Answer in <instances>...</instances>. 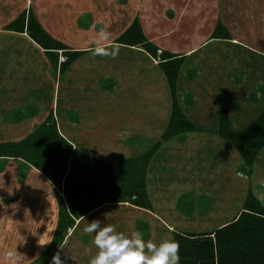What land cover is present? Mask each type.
<instances>
[{
	"label": "crops",
	"instance_id": "1",
	"mask_svg": "<svg viewBox=\"0 0 264 264\" xmlns=\"http://www.w3.org/2000/svg\"><path fill=\"white\" fill-rule=\"evenodd\" d=\"M24 3L25 0H22V7L25 6ZM69 3L76 7L74 11L78 16H87L89 19L86 22L89 34L83 37L84 40H87L86 36L95 39L93 35H96L95 40L102 47H111L112 44L119 46L117 56L119 60L113 62L114 70H118L121 60L126 59L135 62L137 66L133 76L148 74L147 79L151 85L149 87L144 84L146 86L144 90L150 92L149 99L153 106L162 108L165 112V114L162 113V117L165 118L159 119L154 113L155 108L149 112L148 134L145 133L149 139L154 137L150 134L152 130L162 131L168 112L167 86L163 74L156 66L159 57L149 56L139 46L113 42L114 38L133 19H136L145 40L157 47L156 54L160 50H165L178 56L182 55L183 59L177 73L176 94L183 113L197 125L198 130L185 133L181 141L162 142L152 154L146 170V191L151 209L147 210L126 203L105 204L86 213L83 216L85 221L81 218L75 220L73 226L67 229L62 241L66 247L61 254L65 264H88L85 249L90 248L92 253H95L96 248L92 243V236L84 232V227L86 223L95 219L100 220L102 224L115 225L117 231L126 234L138 230L136 220L140 219L146 223L147 231L146 236L143 237L144 240L159 243L168 237L167 228L169 227L180 232L198 233L223 225L240 210L248 190L264 207V189L261 185L264 183V146L258 150L251 164L250 173L245 175L238 171L241 160L237 152L213 134L220 107L226 109L231 126L238 129L253 120L264 104V91L262 95L257 93L254 98L249 97V93L258 84L264 85L262 65L264 0L64 1L65 6ZM34 16L40 22V19ZM105 21H108V26L104 25ZM217 24L222 31H216ZM110 25L114 28L112 38L108 41H100L99 32L101 29L107 31ZM42 27L52 35L43 25ZM225 33L228 38L216 37ZM89 43L73 49L85 51L91 47ZM94 47H97V44ZM201 52L206 54H201L200 57L198 54ZM127 54L130 56H126ZM191 67L196 69V73L194 78L187 79L186 74ZM108 79L111 77H104L101 93L106 91L105 84L109 86L110 83L112 90L107 91H116L115 81H108ZM133 91H135L134 88ZM190 93L192 102L185 104L183 101L188 103L190 98L186 95ZM257 96L262 103L260 107L257 106V102L255 104L251 102ZM93 114L97 116V112ZM34 115L23 118L17 123H22ZM101 115L102 113L98 116ZM83 121L84 118L81 117L80 132L82 131L84 135H88L90 131L95 132V128L91 130L84 128L90 122L83 124ZM118 121L119 119L116 122ZM104 123L105 121L97 124L103 127ZM68 126H65L64 133L72 138ZM117 126L115 128L118 132ZM75 127L76 125L73 128ZM206 131L211 134L205 133ZM59 132L61 133L62 130ZM62 135L65 137L63 132ZM116 141H118L117 137ZM82 146L83 144L80 143V149L85 152ZM97 156L105 159L118 158L116 155V157H105L103 154H97ZM173 160L179 163L173 164ZM205 161L209 163L205 164ZM14 162L13 159H5L3 168L0 169V244L10 243L9 240L13 234L17 236L22 234L23 230L22 232L18 230L19 224L18 227L12 226V232L9 233L8 229L13 218L17 217L24 221L31 219L32 225L26 227L29 230L23 232V236L27 235V238H31V242L37 245L35 254H32V257L24 263L18 261L21 255L16 254L14 258L18 262L5 264H33L31 261L50 238L49 235L55 224L56 204L53 185L32 167L26 170L22 182H18V172ZM174 181L178 184L171 186L169 183L172 184ZM184 192L193 193V207L187 214L184 211H188V208L184 207V203L181 207H177L178 198ZM37 197L40 200L39 204L36 201ZM104 208H107V211H104L103 215L96 214L103 212ZM33 212L35 214L32 218ZM164 213L166 215L171 213V222L168 219L167 222ZM123 214L126 215L125 220H123ZM24 221L22 225L26 223ZM188 228L193 230H184ZM76 240L79 241L78 247ZM13 244H19L18 240L13 241ZM65 253L68 257L72 255L75 261L71 258L65 259ZM5 256L8 258L9 254L6 253Z\"/></svg>",
	"mask_w": 264,
	"mask_h": 264
},
{
	"label": "trees",
	"instance_id": "2",
	"mask_svg": "<svg viewBox=\"0 0 264 264\" xmlns=\"http://www.w3.org/2000/svg\"><path fill=\"white\" fill-rule=\"evenodd\" d=\"M3 29L24 32L46 54L52 73L57 71L62 75L84 51L71 49L50 35L28 9L5 23ZM216 31H222L218 24ZM216 37L228 38L226 33ZM113 42L139 46L149 56L159 57L156 66L163 74L168 92V112L163 129L157 139L146 143V146L150 145L142 153L116 159H105L73 145L57 130L50 113L42 121L33 123L29 132L19 140L0 141V163L3 164L8 158L16 161L18 182L23 180L24 166L25 170L34 168L53 185L56 216L50 236L54 239L43 246L31 261L33 264H51L52 256L57 252L67 229L73 226L75 220L101 205L126 203L151 209L146 191V170L152 154L162 142L172 138L181 141L185 133L198 130L197 125L183 113L176 94L177 73L183 56L165 50L156 54L157 47L145 40L136 19ZM57 53L63 56L62 60L58 61ZM262 65L264 69V56ZM194 76L195 69L190 68L186 77L192 79ZM111 86L110 83L109 90ZM258 90L264 91V85L258 84L249 97L254 98ZM186 96L190 99L188 103L183 102L191 103V96ZM24 107L23 111L5 115L2 121L17 123L37 111L34 104ZM67 118L76 121L77 115L68 112ZM213 133L237 152L241 160L238 171L241 169L248 175L258 150L264 146V104L253 120L238 129L231 126L226 109L220 107ZM140 149L136 148L137 151ZM183 196L178 198L177 207L182 206L180 199ZM191 209L189 207L184 212L187 214ZM136 227L139 231H145L146 223L138 219ZM171 238L180 246V264H264V207L248 190L240 210L223 225L198 233L173 230Z\"/></svg>",
	"mask_w": 264,
	"mask_h": 264
},
{
	"label": "rangeland",
	"instance_id": "3",
	"mask_svg": "<svg viewBox=\"0 0 264 264\" xmlns=\"http://www.w3.org/2000/svg\"><path fill=\"white\" fill-rule=\"evenodd\" d=\"M64 1L25 0V6L22 7V0H0V141L19 140L29 132L33 122L38 123L42 121L50 113L55 120L57 130H62L64 135L65 126H70V128L69 126L67 128L70 134L72 133V138L69 134L65 135V137L79 148L80 143L83 144L82 147L85 152L95 155L103 154L105 157L117 156L118 158L142 153L150 145L146 146V143L149 141L153 142L154 138L157 139L160 134L159 131L152 130L150 134L154 137L151 139L147 137L149 112L152 108H155L154 113H156L157 119L165 118L162 117V113L165 114V112H163L162 108L153 106L152 101L149 99L150 92L144 90V84L149 87L151 85L147 79L148 74L144 73V76H133V72H136L137 66L131 60L122 59L121 65H119L121 68L119 69L118 67V70H114L113 66L115 63L113 62L119 60L118 57L113 59L110 56L93 55L94 45L98 44V41L95 40L97 36L93 35L95 39L90 38V36H86L87 40L83 38L89 34L86 26V22L89 19H87V16H78L74 11L76 7L70 3L65 6ZM27 9L40 19L41 24L55 38L64 42L69 48L81 47L85 43L90 42L89 46L91 47L85 49L62 75L58 74L57 71L52 73L49 70L46 54L40 47L27 38L24 32L25 35L3 29L5 23L17 16L22 10ZM104 25L108 26V21H105ZM113 31L114 28L110 25L107 30V32L111 33L110 39L113 36ZM201 54L206 53L201 52L198 56L201 57ZM57 56L58 61L63 59V56L58 55V53ZM126 56L130 55L127 54ZM191 68L195 69L194 67ZM105 76L111 77L108 81H115L114 88L116 91H107L106 89L109 86L105 84L107 92L101 93ZM133 88L135 91H133ZM96 90L97 92H95ZM257 93L262 95L263 91L258 90ZM190 96H192L191 93ZM251 102L254 104L257 102L258 107L262 105L258 100V96L255 100H251ZM27 104L37 106V113L32 118L16 124L4 121L6 122L5 124L2 121V119L5 120L4 117L7 114L23 111L24 106ZM156 105L158 106V103ZM94 109L95 111H92ZM68 112L69 114L76 113L78 115V122L68 120ZM93 112H97V116ZM100 113L102 115L98 116ZM95 116L98 119H94L96 118ZM81 117L85 121H83V124L90 122L88 124L89 127L84 126V128H88L89 130L95 128V132L90 131L88 135H84L82 131L80 132ZM117 119H119L118 122H116ZM103 121H105L103 127H99L97 123ZM91 123L92 125H90ZM75 125L76 127L73 128ZM116 125H118V132L115 128ZM205 133L211 134L207 131ZM116 137L118 141H116ZM168 141L175 142L177 139L172 138ZM227 145L230 144L227 143ZM137 147L142 149L137 151ZM174 162L179 163L177 160H173V164ZM14 163L16 164V161ZM204 163L207 164L209 161H205ZM1 168H3V164H1ZM22 171L26 172L24 166ZM239 172L244 174L241 169ZM169 184L176 186L178 183L174 181V183L171 184L170 182ZM261 185L264 189V183H261ZM180 200L184 203L186 209L193 207V193L184 192V196ZM36 201L39 204L40 200L38 197ZM104 211H107V208H104L103 212H97L96 214L101 213L103 215ZM34 214V212L31 214L32 218ZM165 217L166 220L172 221L171 213ZM123 218L125 220L126 215ZM153 218L156 217L153 216ZM30 220L25 219L24 221L17 217L13 218L12 221L10 220L9 233L12 232L11 227L14 225V227H18V224L19 232H22V230L26 232L29 230L26 227L32 225ZM22 221L26 223L22 225ZM173 230L175 229L167 228L168 237L171 236V231ZM184 230L191 231L193 229L188 228ZM145 231L142 230L141 232L145 235ZM23 232L22 234H18V236L13 234L9 240L10 243L0 244V264L18 261L24 263L28 258L32 257V254H35L37 245L31 242V238H27V235L26 237L23 236ZM17 240L19 244H13V241ZM76 243L78 247L79 241ZM6 253L9 254L8 258L5 256ZM16 254L21 255L18 261L15 260ZM85 256H88L87 261L89 262L90 256L88 254H85Z\"/></svg>",
	"mask_w": 264,
	"mask_h": 264
},
{
	"label": "clouds",
	"instance_id": "4",
	"mask_svg": "<svg viewBox=\"0 0 264 264\" xmlns=\"http://www.w3.org/2000/svg\"><path fill=\"white\" fill-rule=\"evenodd\" d=\"M111 33L101 29L99 32L100 41H108ZM93 55L110 56L115 59L119 54V46L112 44L105 48L97 44L92 52ZM85 221V217H80ZM84 232L92 236V243L96 248L92 253L90 248L85 253L90 256L88 264H180L179 244L170 236L155 243L152 240L145 241L144 233L138 230L126 234L117 231L115 225L102 224L98 219L86 223ZM48 241L43 244H50L54 237L49 235ZM42 245V246H43ZM66 249L65 244H58L57 252L52 256L51 264H65L61 254ZM68 257L65 253V259ZM75 261V260H74Z\"/></svg>",
	"mask_w": 264,
	"mask_h": 264
}]
</instances>
